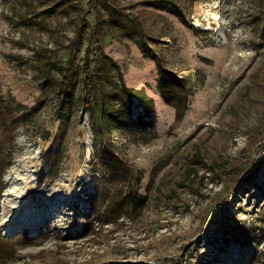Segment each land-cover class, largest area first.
<instances>
[{
  "label": "rangeland",
  "instance_id": "374dc122",
  "mask_svg": "<svg viewBox=\"0 0 264 264\" xmlns=\"http://www.w3.org/2000/svg\"><path fill=\"white\" fill-rule=\"evenodd\" d=\"M0 264H264V0H0Z\"/></svg>",
  "mask_w": 264,
  "mask_h": 264
},
{
  "label": "trees",
  "instance_id": "16d2710c",
  "mask_svg": "<svg viewBox=\"0 0 264 264\" xmlns=\"http://www.w3.org/2000/svg\"><path fill=\"white\" fill-rule=\"evenodd\" d=\"M68 65L71 67L70 69L66 70L65 74H63V77L60 81L59 84V89L57 92V96L60 100H62L64 98V95L66 93V90L68 88V85L70 83V78H71V73H72V67H73V61L72 59L70 61H67ZM156 66H157V88L158 91L161 93V95L163 96V98L165 99V101L167 103H171L174 100V96L172 95V93L169 91L168 88H170V86H168L169 84H172L173 82L177 85L178 80L175 79L176 77L174 75L168 74V72H166L164 66L160 63L159 60L156 61ZM85 81L88 80V77L84 79ZM128 95H136L133 92L127 90ZM137 98L141 101L142 99L140 97H138V95H136ZM175 105V107L178 109H180L179 105H177L176 103L173 104ZM83 110H89L90 108V101H89V94L85 93L84 99H83Z\"/></svg>",
  "mask_w": 264,
  "mask_h": 264
},
{
  "label": "bare ground",
  "instance_id": "6f19581e",
  "mask_svg": "<svg viewBox=\"0 0 264 264\" xmlns=\"http://www.w3.org/2000/svg\"><path fill=\"white\" fill-rule=\"evenodd\" d=\"M17 176H19V175H15L13 178H17Z\"/></svg>",
  "mask_w": 264,
  "mask_h": 264
}]
</instances>
